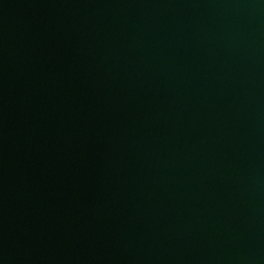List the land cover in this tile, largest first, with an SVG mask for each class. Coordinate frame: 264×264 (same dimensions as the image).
I'll use <instances>...</instances> for the list:
<instances>
[{"label":"water","instance_id":"water-1","mask_svg":"<svg viewBox=\"0 0 264 264\" xmlns=\"http://www.w3.org/2000/svg\"><path fill=\"white\" fill-rule=\"evenodd\" d=\"M0 264H264V0H0Z\"/></svg>","mask_w":264,"mask_h":264}]
</instances>
